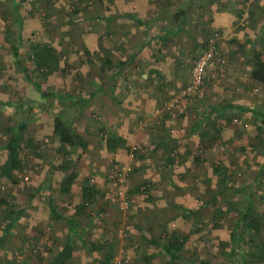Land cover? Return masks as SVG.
Wrapping results in <instances>:
<instances>
[{
  "label": "rangeland",
  "instance_id": "1",
  "mask_svg": "<svg viewBox=\"0 0 264 264\" xmlns=\"http://www.w3.org/2000/svg\"><path fill=\"white\" fill-rule=\"evenodd\" d=\"M78 1L80 10L71 17L73 21L68 23L67 14L72 4ZM189 1L0 0V99L16 104L13 108L0 107V143L6 139L3 133L5 126L15 124L21 117L30 118L28 131L33 130L32 125L37 126L33 131L34 140L42 143L40 149L42 151L38 156L31 154L32 151L25 153L23 166L15 172L17 175L15 183L0 179V196L8 195L10 192L15 195L18 204H25L28 194L33 193L36 184L41 180L46 184L48 163L54 165L55 181V184L51 185L53 191L48 189L47 193L44 188L41 194H34L26 216L11 229L8 238L0 247V261L3 264H8L6 262L9 259L11 264H22L25 255L28 254L33 256L36 254L38 257L36 264H47L65 237L63 223L51 218L47 208L49 200L47 195L49 192L53 195V202L65 214L71 212L73 205L80 200L77 190L65 197L56 191L57 182L64 177V173L59 167L62 158L60 154L54 152L56 144L51 140L50 122L54 113L59 110L65 121L77 132L84 133L85 138L92 144V148L84 151L77 147L70 149V156L73 159L77 157L76 170L89 176L91 182L102 189L109 199L105 205L106 211L100 215L96 213L98 203L89 207L87 217L91 218V222L84 229L82 236L89 240H96L98 237L108 240L106 246L114 251L113 264H118V261L119 264H168L169 259L146 241V236L163 235L166 227L189 234L182 251L186 262L177 261L178 264H200L198 261L190 263L193 258L219 262L224 259L223 243H227L229 231L238 217L234 206L229 205L233 203L241 206L252 200L251 206L264 215V168L261 169L264 161V126L259 119L250 112L242 113V116H236L237 112H232L235 115L233 122L221 125L217 133L218 140L210 144L212 146L210 149L203 150L201 144L207 142L205 138L201 143L198 133L191 135L188 128L186 129L192 124V118L202 110V104L206 107L230 100L250 108L260 106L264 109V85L250 78L251 56L246 50L230 56L231 51L239 48L237 44L241 42L240 38H245L251 33V29L248 31L238 26L245 23L246 13L248 9L250 10L249 0L244 3L243 0H195L196 5L189 17V29L199 38L206 35L209 37L217 27L212 24L216 12L218 14L215 15L219 19L228 17L230 15L228 12L235 15L239 9L242 10V15L236 18L232 26L229 25L228 33H225L227 26L218 36L217 51L223 60L222 65L216 62L213 69H208L201 85L191 94L182 95L181 90L191 80L192 67L197 57L191 50V43L184 32L179 38L170 37L169 43L158 51L156 59L147 54L156 53L159 44L158 42L149 44L142 60L152 61L160 68V73L167 76L168 67L173 59L178 58L180 62L182 61L181 68L177 70L180 73L173 83L167 85L166 95L161 93L162 100L154 96L160 91H157L156 83L150 84L153 80L144 83L145 88L141 93L136 92L137 87L130 81L132 73L129 72H132L133 67L131 62L117 75L112 76L108 66L100 61L104 51L109 53L113 62L117 61V58H126L131 47L138 46L153 36L157 28L145 30L130 19L104 21L95 18L96 15H115L129 11L136 12L145 19L155 18L166 22L173 8H181ZM14 2L19 3L23 18L20 54L33 80L35 79L45 90L76 93L83 97H88V94L97 88V84L101 83V92L97 91L95 98L91 97L89 105L88 100L85 108H81L84 114L89 112L88 116L76 117L79 105L76 107L70 104L68 99L42 97L16 66L10 53V42L14 41L19 31L12 8ZM252 9L255 10L256 6ZM229 18L232 20L230 16ZM203 26L209 28L211 33L203 31ZM34 38L51 42L57 48L61 67L65 70L54 72L47 77L37 73L29 56V42ZM231 38L237 39V43H230ZM167 47H174V53L168 51ZM84 48L90 51L89 56L85 55ZM161 53H165L163 57ZM136 70L135 67L133 72L136 73ZM117 78L121 79V82L115 90L113 86L117 84ZM91 81L96 82L94 88L90 85ZM98 92L112 93L115 97V101L102 104L103 113L111 115L122 113L120 123L123 125V132L129 135L131 130V134L136 135L126 142L129 150L125 147L108 146L101 140L102 128H98L101 123L105 125L101 135L108 139V143L117 135L114 129L115 118H108L113 127V131H109L110 125L108 126L107 121L104 122L98 113L100 97L102 100L106 99ZM132 93L134 96H131ZM117 99L121 101L116 103ZM17 103H21L25 110H20ZM94 103L97 106H93ZM67 104L70 106L66 107ZM30 106H33V109ZM166 113L170 114L172 124L177 126L176 123L183 122L180 126L186 129L180 134H172V139L167 142L168 147L173 149L170 153L172 163L169 165L165 164L166 147L160 145L157 148L155 142L152 146L154 139L158 142V137L162 136L157 129L162 128L158 124H161L162 116ZM186 123L187 126H183ZM166 134L168 133H163L167 136ZM155 147L157 151L154 150ZM195 154L201 155L202 160L194 161ZM0 161L2 162L3 158H0ZM218 161L232 170L228 182L231 187H238L239 191L235 192L232 189L220 191L219 177L211 166ZM256 177L257 192L251 195L254 189L252 183ZM145 182L150 184L151 193L156 197L153 201L132 191L134 185ZM177 205L189 208L202 205L199 215L210 225L199 226L200 229L196 230L194 225L198 226V222L194 218H184ZM227 207L229 209L226 210ZM218 209L221 210L219 213ZM214 214L219 220L218 226H213L214 220L211 217H214ZM81 219H84V216ZM2 225L0 215V233ZM259 237L264 239V229L259 233ZM80 249H84V246ZM152 254H155V257L147 260L146 257ZM80 255L79 259L73 256L75 261L72 258L68 264H92L90 255L87 253Z\"/></svg>",
  "mask_w": 264,
  "mask_h": 264
},
{
  "label": "trees",
  "instance_id": "2",
  "mask_svg": "<svg viewBox=\"0 0 264 264\" xmlns=\"http://www.w3.org/2000/svg\"><path fill=\"white\" fill-rule=\"evenodd\" d=\"M246 0H243V3ZM80 1L76 4H72V8L68 12L67 22L71 23L73 19L71 18L75 15L80 9ZM257 3L258 0H254L250 4V10L246 13V22L249 25L255 24L256 27L259 29L258 34L252 40H247L245 43H238V49L235 51H231L230 56H234L233 54H238V52H246L251 56V71H250V78L251 80L255 81L258 84L264 85V19H260L257 17ZM196 5L195 0H190L185 4V6L181 8H173L170 16L165 21L157 20V19H145L139 16L136 12H129L125 11L122 13H118L115 15H107V14H99L96 15L95 18L101 19L104 21H110L115 19H130L135 21L139 26H154L157 28V32L150 36L148 39V43L158 42L159 47L157 48L156 53L152 54V59H156V55L158 56V51L162 49L167 43H169V39L171 38H179L181 33L184 32L185 36L188 38L189 42L191 43V50L196 55L195 57H199L203 51H205L209 46V38L211 34L206 35L204 38H199L197 35L192 34L190 32V13L193 11V7ZM12 8L15 12L14 18L18 25V34L14 38V41L10 42V53L13 60L16 63V66L23 72L24 78L31 82L33 87L39 92L42 97H58V98H65L70 101V104L75 105L78 108L77 112H80L81 108L85 105V103L92 97L97 91L101 90V83L97 84L96 82L91 81L90 85L93 86L94 90L90 93V96L83 97L79 94H71L67 92H54L50 90H45L42 86L36 82V80L31 77L29 73V69L24 64L21 54H20V45L21 41L23 40V35L21 34L22 25H23V18L20 13V5L18 2H14L12 4ZM256 6V9L253 10L252 7ZM236 18L242 15V10H238L236 13ZM236 21V19H235ZM237 23V22H235ZM240 28H243V25H238ZM203 31H206L208 34L210 29L206 26H203ZM213 32H216L217 35L221 34V29L215 28ZM211 33V32H210ZM31 39V38H30ZM230 43H237V39L231 38L229 40ZM239 42V41H238ZM145 45L142 43L138 49H135L134 46L130 48V52L126 58H117V61L113 62L109 53L104 51L103 56H100V61L102 64L108 66L111 71L112 76L117 75L120 72L121 68L123 69L126 64L131 62L135 57L139 54L141 48ZM218 46V40L216 42V47ZM121 47V46H120ZM161 47V48H160ZM168 51L174 53V47H167ZM171 48V49H170ZM181 48V47H180ZM182 49V48H181ZM180 49V50H181ZM29 56L34 63L35 70L37 73L42 75L43 77H47L48 75L53 74L54 72H59L65 70L64 67H61L60 64V57L57 48L51 43L46 40H40L34 38L29 42ZM84 52L86 56H89L90 51L87 48H84ZM178 53V51H177ZM165 53H161L162 57ZM198 55V56H197ZM174 60V59H173ZM182 62V61H181ZM181 62L176 58V60L172 61L170 64V69L174 71V73L178 76V69L181 68ZM160 69L152 68L150 74L154 77V83L158 86L156 87L157 91L160 93L165 94L167 84L163 83L166 79V74H161ZM119 81V82H118ZM117 82L120 83L121 79L117 78ZM160 85V86H159ZM165 87V88H163ZM79 95V96H78ZM113 98V94H110ZM115 101V99H112ZM118 100V99H117ZM118 100L116 103L120 102ZM77 103V104H76ZM202 104L201 102L199 103ZM196 104V106H199ZM16 105V104H15ZM14 102L9 100L0 99V107H16ZM20 110H25L22 107L21 103H17ZM202 106V110H199V114L195 115L192 118V126L190 127V134H199V142H203L202 139L205 138L207 141L205 144H201V149L211 148V143L216 142L218 140V132L220 126L230 124L235 119L236 116L241 115L242 113L250 112L255 117L259 119L261 124L264 126V109L260 106H255L250 108L249 106L229 102L222 104H212L207 105L206 107ZM31 107V106H30ZM33 109V106L31 107ZM40 109H42L40 107ZM77 114V113H76ZM163 115V114H162ZM83 115L77 114L76 117H82ZM242 116V115H241ZM33 119V118H32ZM31 119V120H32ZM30 118L28 117H21L19 118L15 124L13 125H6L5 130L3 131L6 139L0 143V158H3V161L0 163V179H4V181H9L15 183V172L19 170L24 164V155L27 152H31V154L38 156L40 154L41 149V142H35L34 137L31 135V131H28V123ZM51 140L55 142L54 152L60 154L62 158L59 167L63 172H67L64 174V177L57 182V188L59 193L65 197L67 195H71L73 192V186L75 184V180L78 177V172L75 170V161L77 157L73 159L70 156V149L77 147L81 150H86L89 144L88 140L79 132H77L70 123L66 122L65 119L62 117L61 110L56 111L51 119ZM162 123V121H161ZM160 125V124H158ZM7 133V134H6ZM102 133V129H100V136ZM264 135V134H263ZM258 136V135H257ZM163 137V136H162ZM158 145L162 147H166V158L165 164L169 165L172 163V156L170 153L172 152V148L168 147V143L165 141H161V137H158ZM166 139V138H165ZM164 139V140H165ZM107 145H111V147H125L127 150L130 149L129 145H126V139L122 136H115L112 139V142L108 143ZM111 140V139H110ZM198 141V140H197ZM164 145V146H163ZM155 147L154 150L157 151ZM191 151V150H190ZM194 153V151H191ZM3 154V155H2ZM141 155V154H140ZM194 161L199 162L202 160L201 155L195 154L193 157ZM50 163L47 164L49 172ZM165 166V165H164ZM213 171L218 175L220 181V191L221 190H229L232 189L235 192L239 191L238 187H231L229 185L228 176L232 173V170L227 166L222 165L221 162L211 164ZM264 168V161L261 165V169ZM65 170V171H64ZM260 175V173H259ZM258 181V177L254 179L252 183L254 189L250 193L251 195L257 192L256 183ZM79 188V202L75 203L72 207L73 212L72 214H65L62 210L57 208V206L53 203L51 199L47 202V208L50 211L51 218L55 221H59L63 223L65 227V237L64 242L61 244L59 249L54 253L53 257L47 261V264H68V262L72 259V249L75 240H81L82 244H84L85 248L90 250L91 257L94 264H113V257L114 251L111 250L108 246H106V242L108 240L100 238L96 240L88 241L82 236L84 229L83 224L78 222V217L81 215H86L89 207L92 205H96L100 200L101 203L105 205L108 203L109 199L106 193L97 187V185L91 182V178L89 176H84L80 182ZM133 193L135 194H142L148 200H155L156 197L151 193L150 184L145 182L142 184L135 185L132 188ZM12 192V191H11ZM15 195L10 193L8 195L0 196V215L1 221L3 223L0 233V247L8 238V234L10 233L11 229L15 228L18 221L26 216L28 212V206L33 201L34 193H30L27 196V202L25 204H18L15 201ZM253 201L249 200L245 204L239 206L237 204H230L229 207H233L235 212L238 214V217L235 219L234 225L229 231L227 243L224 244V249H222V253L224 255V259L219 262L210 261L209 259H194L190 260V263L195 261L200 262V264H263L264 263V239L259 237V233L264 229V215L259 211L251 206ZM99 204V203H98ZM206 204V203H205ZM181 209V215L186 219L194 218L198 222L195 224L196 230H199V226L210 224L206 223L207 221L203 220L202 217L199 215V211L202 208V205H199L195 208H189L184 205H177ZM229 209L228 207L226 210ZM221 210L218 209L219 213ZM222 215L224 212H221ZM216 214L214 217H211L214 220L213 226H218L220 223L218 222V218L216 219ZM85 222L84 225H88L91 222V218ZM211 222V220H210ZM213 229V227H211ZM149 245H151L154 249H157L158 252L163 253L168 259V264H178L177 261L184 260L182 255V251L184 250L189 234L180 233L176 229L164 228L163 235L159 234L157 237H148L146 236ZM164 241H163V239ZM35 247V246H34ZM17 250L19 249L16 248ZM103 250L102 258H97L93 255L94 251ZM155 257V254L146 257L147 260H151ZM13 258V257H12ZM10 260V259H9ZM9 260L6 263L9 264ZM186 262V261H185ZM0 264H3L0 261Z\"/></svg>",
  "mask_w": 264,
  "mask_h": 264
},
{
  "label": "crops",
  "instance_id": "3",
  "mask_svg": "<svg viewBox=\"0 0 264 264\" xmlns=\"http://www.w3.org/2000/svg\"><path fill=\"white\" fill-rule=\"evenodd\" d=\"M254 0H249V5L251 4V2H253ZM257 17L258 18H260V19H264V16H263V13H264V0H258V3H257ZM217 14H218V12H216ZM215 13V14H216ZM230 15V17L232 18V20L229 18V16L228 17H225V18H222V19H219V17H217V15H213V19L212 20H214V22H212V24H214L215 26H217L216 28H218V29H221V31H225V29H226V27H227V29H226V31H225V33L228 31V29L230 28V24H231V26L233 25V22L235 21V19H236V15H232L230 12H228ZM216 21V22H215ZM219 21H221V23H217V22H219ZM246 22V21H245ZM236 24V23H235ZM245 24V25H244ZM243 26H244V28H245V30H250L251 29V33L248 35V36H246L245 38H240V41H241V43H245L247 40H252V39H254L255 38V36L258 34V32H259V29L256 27V25L255 24H248V23H243ZM250 26H252V27H250ZM142 27V26H141ZM142 28H144L145 30H147V29H150V28H152V26H143ZM153 28H156V27H154L153 26ZM253 30V31H252ZM151 32V31H150ZM228 33V32H227ZM150 38V37H149ZM149 38H147V40H145V41H142L138 46H135L134 48L135 49H138L140 46H141V44L142 43H145V45L141 48V50H140V52H139V54L135 57V59H133L132 61H131V63H132V65H133V67H132V72H129V73H132V78H131V83L132 84H135L134 86L135 87H137V90L138 91H136V92H139V93H141L142 92V90H143V88H145V84L144 83H146L147 81L148 82H150L151 80H153V83H150V84H154V77H155V75H151L150 74V72L149 71H151L152 70V68H157V69H160L159 67H156L155 66V64H153V62L152 61H149V60H145V62H143L142 60H143V57H144V54H146L147 53V47H148V45H149V43H148V39ZM103 48H101V50H102ZM101 52H103V51H101ZM103 54L104 53H102L101 54V56H103ZM91 56V55H90ZM147 56H149V57H152V53H148L147 54ZM180 58H181V56H180ZM171 60V59H170ZM174 61V60H173ZM141 64V65H140ZM127 66V65H126ZM125 66V67H126ZM130 69H131V67H130V65L128 66ZM135 67H136V73H134L133 72V70H135ZM122 69V68H121ZM143 70V71H142ZM160 71V70H159ZM168 73H169V75L168 76H166V79H165V81L163 82V83H165L164 85H170V83H173V81L175 80V78H176V76H177V74L176 73H174V71H172L171 69H170V66L168 67ZM179 73H180V71H179ZM141 74V75H140ZM151 78V79H150ZM119 82V81H118ZM118 82H117V84L115 85L114 84V86H113V88L115 89V90H117V86H118ZM92 92V91H91ZM101 92V91H100ZM100 92H98V94L99 95H104L105 96V98L106 99H104V100H102V98L100 97V99H99V104H98V113H100V115L102 116V118H103V120H104V122H106L107 121V123H108V126L110 125V123L108 122V118L109 119H111V118H115V126H114V129H115V131H116V135H118V136H122V137H124L125 139H126V142L127 141H129V140H132V138H134L136 135H132L131 134V130H130V128H129V135H127L125 132H123V125H122V123H120V122H122V113H119V112H117V113H114V115H111L110 113H103V111H104V108H102V104H104L105 105V103H110L111 101H112V99H115V97L113 98L110 94H102V93H100ZM133 92V91H132ZM157 93V92H156ZM158 94V95H157ZM157 94H154V96H156V97H158V99L159 100H162L163 98H162V95H161V93H157ZM95 95H97V94H94L92 97H94L95 98ZM88 96H90V94H88ZM131 96H134V93H132L131 94ZM84 97H86V96H84ZM90 100H92V98L90 97V99H89V101H88V105H89V103L91 102ZM229 102H233V101H230V100H228ZM227 102V101H226ZM216 104H219V103H216ZM220 104H222V103H220ZM70 106V104H67L66 105V107H69ZM85 106V105H84ZM83 106V107H84ZM93 106H97V104H93ZM93 106H90V107H93ZM140 108H142V105H141V103H140ZM85 108V107H84ZM78 111V110H77ZM77 114L79 113V114H81V115H85V116H88L89 115V112H87L86 114H84V110L82 111V110H80V112H76ZM76 114V115H77ZM112 116H114V117H112ZM162 118L163 119H161V121H162V123L160 124V127H162V128H158L157 130H159V135H162L161 136V141H165V142H168V141H170V139H172V137H171V135L172 134H174V133H177V134H180V132H183V131H185L187 128H188V131L190 132V127L192 126V124H189V127H186V129H185V127L184 128H181V123L183 124V122H181V123H176L177 124V126H179V127H177L175 124H172V118L170 117V114H164L163 116H162ZM169 121V122H166V121ZM170 120H171V122H170ZM166 122V125L167 126H165V123ZM177 122H180V121H177ZM120 123V124H119ZM168 123V124H167ZM103 123H101V124H99L98 126V128L100 129V128H105V125H102ZM105 124V123H104ZM118 124V125H117ZM158 124V123H157ZM169 125V126H168ZM183 126H187V123H186V125H183ZM32 127H33V130H31V135L33 136V131L34 130H36V128H37V126L35 125H32ZM120 127V128H119ZM108 130L109 131H113V127H112V125H110L109 126V128H108ZM91 131V130H90ZM103 131V130H102ZM168 131V132H167ZM51 132V131H50ZM79 132V131H78ZM80 134H82L84 137H85V134L84 133H82V132H79ZM163 133L165 134V133H168V134H166L167 136H165V135H163ZM142 135H143V132H142ZM34 137V136H33ZM166 138V139H165ZM145 139V138H144ZM165 139V140H164ZM101 140L104 142V144H106L107 145V142H106V138L104 137L103 138V136H102V138H101ZM154 142H155V144H158V142L157 141H155V139H154V141H153V143H152V146H154L155 144H154ZM129 144V143H128ZM157 146V145H156ZM159 146V145H158ZM92 148V144H88V146H87V148ZM120 148V147H119ZM77 161V160H76ZM76 161L74 162L75 163V170H76ZM92 165V164H91ZM53 164H49V166L48 167H50L49 168V174L48 175H46L45 176V181H46V184H45V182H43V180H41L38 184H36L35 185V189H34V191H33V193L35 194L36 193V195H38V194H41L42 192H44V188H45V191L48 193V189L50 190V191H53V189H52V187H51V185H52V183H54L55 184V181L53 180V171H54V169H53ZM53 169V170H52ZM65 171V170H64ZM77 171V170H76ZM78 172V171H77ZM64 174L65 173H67V172H63ZM84 176H87L86 174H82L81 172H78V177H77V179L75 180V184H74V186H73V191L74 190H77V192H78V195H79V188H80V182H81V180L83 179V177ZM63 178V177H62ZM61 178V179H62ZM60 179V180H61ZM135 186V185H134ZM58 187V186H57ZM54 188H55V186H54ZM56 191H58V193H59V190H58V188H56ZM60 194V193H59ZM60 196H62L61 194H60ZM47 197L49 198V199H51L52 201H53V195L49 192V194L47 195ZM63 197V196H62ZM54 203V202H53ZM99 204H98V210H96V213L98 214V215H100L101 213H104L106 210H105V207H104V205L101 203V200L98 202ZM55 204V203H54ZM56 205V204H55ZM57 206V205H56ZM58 208V207H57ZM71 212H73V211H71ZM71 212H69L68 214H72ZM88 212V211H87ZM87 212H86V215H81V216H79L78 217V222H81L82 224H83V227H81L82 229H85L88 225H84L85 224V222L89 219L88 217H87ZM51 215V214H50ZM84 216V219H81L82 217ZM103 236V235H102ZM100 238H102V237H98V239H100ZM86 239V238H85ZM88 241H90V240H93V239H87ZM64 242V241H63ZM61 246V245H60ZM59 246V247H60ZM83 247L84 246V244H82V242H81V240H75V242H74V244H73V249H72V255L74 256L75 255V252H76V255L74 256V258L75 257H78V259H79V257L81 256L80 254H83V253H87L88 255H90V258H91V261H92V264H94V262H93V260H92V257H91V252H90V250H88L87 248H85V246H84V249H80V247ZM77 247H79V249H77ZM76 249H77V251H76ZM99 251H102L103 252V250H98V251H94L93 252V255L95 256V257H97V258H102V255H103V253L101 254V253H97V252H99ZM54 255V254H53ZM53 255H52V257H53ZM148 257V256H147ZM73 258V257H72ZM74 258H73V260H74ZM37 259H38V257H36V254H34V256L33 255H31V254H28V255H25V258H24V262L22 263V264H36V261H37ZM78 259H77V262H78ZM75 261V260H74ZM69 263V262H68ZM9 264H11V262H9Z\"/></svg>",
  "mask_w": 264,
  "mask_h": 264
},
{
  "label": "built area",
  "instance_id": "4",
  "mask_svg": "<svg viewBox=\"0 0 264 264\" xmlns=\"http://www.w3.org/2000/svg\"><path fill=\"white\" fill-rule=\"evenodd\" d=\"M218 36L219 35H217L216 32L211 33V36L209 38V46L194 61V65L192 67V72H191V80L181 90L182 95H188V94H191L192 92H195L196 89L203 82L204 77H205V73L207 72V70L213 69L216 62L218 65H222L223 60H221V57L218 55V51H217V47H216V42H217ZM118 264H119V261H118Z\"/></svg>",
  "mask_w": 264,
  "mask_h": 264
}]
</instances>
